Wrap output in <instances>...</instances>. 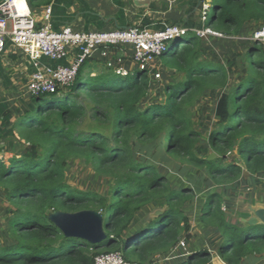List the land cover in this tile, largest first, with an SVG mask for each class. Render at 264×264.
Instances as JSON below:
<instances>
[{
    "label": "trees",
    "instance_id": "16d2710c",
    "mask_svg": "<svg viewBox=\"0 0 264 264\" xmlns=\"http://www.w3.org/2000/svg\"><path fill=\"white\" fill-rule=\"evenodd\" d=\"M45 3L29 1L31 9ZM211 4L214 16L207 17L205 28L225 38L240 37L250 24L255 30L264 27V0ZM204 40L188 32L161 57L162 73L174 75L163 86L162 102L149 100L151 73L129 80L104 64L92 76L86 72L89 60L70 89L30 97L32 108L13 126L24 144H15L10 158H0V191L11 207V243L0 247V264H94L96 257L117 252L129 264H163L160 258L193 238L185 209L195 194L190 188L173 189L160 166L182 178L198 171L208 188H217L205 200L200 221L221 236L217 256L222 264L264 261V224L230 222L218 191L244 175L264 177V44L246 43L239 63L226 66L206 59ZM242 61L244 75L226 94L228 68ZM210 94L218 95L216 122L202 156L193 110ZM86 121L92 128H81ZM30 149L36 153L25 152ZM71 160L109 180L110 196L71 188L66 182ZM157 202L164 207L155 216L137 219ZM81 211L103 214L107 237L100 244L67 239L49 220L53 212ZM212 261V253L201 250L165 264Z\"/></svg>",
    "mask_w": 264,
    "mask_h": 264
},
{
    "label": "built area",
    "instance_id": "2783aa9c",
    "mask_svg": "<svg viewBox=\"0 0 264 264\" xmlns=\"http://www.w3.org/2000/svg\"><path fill=\"white\" fill-rule=\"evenodd\" d=\"M22 1L23 7L17 6ZM211 1L203 5V21L211 10ZM51 8H47L43 23L39 25L33 17L27 0H4L0 4V57L10 50L20 51L31 61V73L27 94L37 98L46 94L70 89L86 61L96 54L116 75L128 77L134 70L149 72L157 80L161 78L159 60L168 53L172 42L186 35L189 30L176 25H167L159 31L147 28L119 29L111 32L80 33L71 27L56 32L51 25ZM202 39L225 38L223 35L204 28L193 30ZM252 43L264 44V27L253 32ZM43 59L55 66H45ZM71 59L72 62L65 64ZM129 61L130 67L125 65ZM186 251L182 240L174 251ZM94 264H129L121 253L102 254Z\"/></svg>",
    "mask_w": 264,
    "mask_h": 264
},
{
    "label": "rangeland",
    "instance_id": "374dc122",
    "mask_svg": "<svg viewBox=\"0 0 264 264\" xmlns=\"http://www.w3.org/2000/svg\"><path fill=\"white\" fill-rule=\"evenodd\" d=\"M29 1L30 0H27L28 3ZM211 2L213 3V0H211ZM213 16L214 7L212 6L211 10L209 11V18L211 19ZM256 28L257 26L250 24L244 29L240 37H251ZM188 30L189 32H192L191 29ZM193 30H197V28H193ZM236 39H226V41L220 40L221 42H212V53L205 52L206 59H208V61H215L226 66L228 63L233 62L238 64L245 54L248 45H246L247 42ZM207 46L208 44L205 43L204 49H206ZM237 64L236 66L228 68L231 81L229 87H227L224 91L226 94L229 93L231 89H233L235 83L239 80V77L244 75L242 72L245 69V64L243 61L240 65ZM97 73H99V71ZM138 73V70L132 71L129 75V80H134L138 76ZM159 73L161 75L159 80H157L155 77L152 79V89L149 96L150 101L155 100L156 102H162L164 100L163 86H165L167 82H171L172 79H174V75L172 73L165 72L163 74L162 71H159ZM95 75L96 74L94 73L92 76ZM217 100L218 95H206L193 110L194 128L196 131L202 134L203 143H200L198 148V152L202 156H204L203 145L207 146L209 131L214 127L216 122ZM81 128L89 129L92 128V125L90 122L86 121L84 124H82ZM25 152L32 154L36 153L32 149ZM229 157L231 160H235L236 154L231 153L229 154ZM159 169L168 177L173 189L180 190L182 188H190L195 194L194 201L191 202L185 209L187 215L191 218L193 235L191 240H184L187 250H173L167 256L160 258L159 261L165 264L170 261L184 260L187 259L188 255L193 252L207 250L212 253L213 261L210 264H222L217 256V249L222 241L221 236L217 232L205 226L200 221L205 200L209 194L213 191H216L215 189L217 188L212 186V184V188H208L205 184V181L200 180V177H203L204 174L202 176V174L198 171L191 172L182 178L161 166ZM246 176L247 175H244L234 184L220 187V189H218L219 193H221L224 198L223 209L232 223L243 225H249V223L253 225L263 224L264 206L260 205L259 202V195H261L260 186L259 184L255 183L251 186H247V184H245ZM66 182L73 189H77L81 192H95L106 197L110 196L112 187L109 180L98 177L92 168L78 160H71L69 168L66 172ZM163 207V203L157 202L153 206L148 207L144 212H141L139 215H137V219L146 220L151 218L155 216V211H159L160 209H163ZM10 217L11 207L6 200L4 193L0 191V247L11 243L10 235L7 232V222ZM258 264H264V261Z\"/></svg>",
    "mask_w": 264,
    "mask_h": 264
},
{
    "label": "crops",
    "instance_id": "0c3cea01",
    "mask_svg": "<svg viewBox=\"0 0 264 264\" xmlns=\"http://www.w3.org/2000/svg\"><path fill=\"white\" fill-rule=\"evenodd\" d=\"M43 1L46 2L43 6L32 9L33 17L39 25L43 23L45 12L50 7L52 10L51 25L54 31L59 32L66 27H71L80 33H96L139 27L159 31L167 25H176L192 31L193 28L202 30L205 28L202 18L203 5L211 0ZM214 38L209 37L204 40V45L208 44L204 49L206 53H212V42L214 41L236 39ZM250 38L238 37L236 40L251 43ZM71 62L72 60L68 59L65 64ZM89 62L91 68L86 72L91 71V73L102 71L105 64L99 54H96ZM42 64L45 66L58 65L46 59H43ZM125 65L130 67L129 61L125 62ZM33 71V64L20 51L10 50L0 57V158L4 156L10 158L15 144L23 143L15 134L13 126L33 106V101L27 94L29 78ZM13 134L16 136L14 137ZM254 183L260 186L259 202L264 206V177H246L247 186Z\"/></svg>",
    "mask_w": 264,
    "mask_h": 264
},
{
    "label": "water",
    "instance_id": "95a60500",
    "mask_svg": "<svg viewBox=\"0 0 264 264\" xmlns=\"http://www.w3.org/2000/svg\"><path fill=\"white\" fill-rule=\"evenodd\" d=\"M213 157L211 155L209 159ZM49 220L67 239H76L86 241L91 245H98L107 237L104 230L103 214L97 211L53 212L49 215ZM249 225L253 224L249 223Z\"/></svg>",
    "mask_w": 264,
    "mask_h": 264
},
{
    "label": "bare ground",
    "instance_id": "6f19581e",
    "mask_svg": "<svg viewBox=\"0 0 264 264\" xmlns=\"http://www.w3.org/2000/svg\"><path fill=\"white\" fill-rule=\"evenodd\" d=\"M20 5L23 7V2L22 1H18L17 2V6L20 7ZM22 7H20V8H22Z\"/></svg>",
    "mask_w": 264,
    "mask_h": 264
},
{
    "label": "clouds",
    "instance_id": "9594fccd",
    "mask_svg": "<svg viewBox=\"0 0 264 264\" xmlns=\"http://www.w3.org/2000/svg\"><path fill=\"white\" fill-rule=\"evenodd\" d=\"M212 5V4H211ZM252 43V42H251Z\"/></svg>",
    "mask_w": 264,
    "mask_h": 264
}]
</instances>
